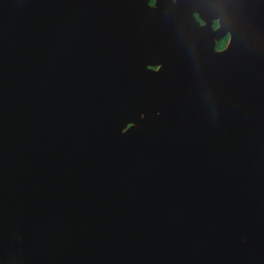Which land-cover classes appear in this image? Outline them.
<instances>
[{
  "label": "water",
  "instance_id": "95a60500",
  "mask_svg": "<svg viewBox=\"0 0 264 264\" xmlns=\"http://www.w3.org/2000/svg\"><path fill=\"white\" fill-rule=\"evenodd\" d=\"M148 1L0 0V264H264V0Z\"/></svg>",
  "mask_w": 264,
  "mask_h": 264
},
{
  "label": "rangeland",
  "instance_id": "374dc122",
  "mask_svg": "<svg viewBox=\"0 0 264 264\" xmlns=\"http://www.w3.org/2000/svg\"><path fill=\"white\" fill-rule=\"evenodd\" d=\"M155 4H156V0H155V2H154V5H155ZM153 7H154V6H153ZM195 15H197V14H194V18H195ZM197 16H198V15H197ZM198 18H199V17H198ZM195 20H196V18H195ZM197 20H199V21L202 22V25H201V26L205 25V22H204L203 20H201L200 18L197 19ZM213 21H215V20H212L211 22L208 23V25H209L210 28L212 27V23H213ZM198 24H199V23H198ZM199 25H200V24H199ZM149 68L152 69V70H157V67H149ZM136 126H137V124H135V123L127 124V125L125 126V128L121 130V132H126V131L129 130L130 128H133V127H136Z\"/></svg>",
  "mask_w": 264,
  "mask_h": 264
},
{
  "label": "flooded vegetation",
  "instance_id": "af4514ba",
  "mask_svg": "<svg viewBox=\"0 0 264 264\" xmlns=\"http://www.w3.org/2000/svg\"><path fill=\"white\" fill-rule=\"evenodd\" d=\"M154 2H155V0H154ZM154 2H153V5H154ZM195 18H196V21H197L200 25H202V22L199 21V20H197V19H199L197 15H195ZM218 27H219V21H218V20L213 21L211 29H212V30H216ZM224 37L227 38V41H226V45H227L228 40H229V35H228V34L224 35V36L221 37L219 40L223 39ZM217 41H218V40H217ZM217 41H216V42H217ZM216 42H215V43H216ZM226 45H225V47H226ZM225 47H224V48H225ZM224 48H223V49H224ZM223 49H219V50H216V51H221V50H223Z\"/></svg>",
  "mask_w": 264,
  "mask_h": 264
},
{
  "label": "trees",
  "instance_id": "16d2710c",
  "mask_svg": "<svg viewBox=\"0 0 264 264\" xmlns=\"http://www.w3.org/2000/svg\"><path fill=\"white\" fill-rule=\"evenodd\" d=\"M153 2H154V0H149V1H148V4H149L150 6H153ZM226 41H227V38H226V37H224V38L221 39V40H218V41L215 43V45H214L215 50L223 49V48L225 47V45H226Z\"/></svg>",
  "mask_w": 264,
  "mask_h": 264
},
{
  "label": "bare ground",
  "instance_id": "6f19581e",
  "mask_svg": "<svg viewBox=\"0 0 264 264\" xmlns=\"http://www.w3.org/2000/svg\"><path fill=\"white\" fill-rule=\"evenodd\" d=\"M141 117H143V114H141ZM141 121H142V118H141Z\"/></svg>",
  "mask_w": 264,
  "mask_h": 264
}]
</instances>
